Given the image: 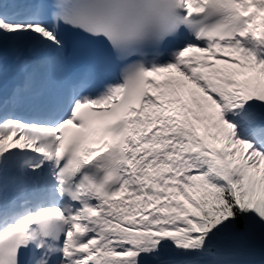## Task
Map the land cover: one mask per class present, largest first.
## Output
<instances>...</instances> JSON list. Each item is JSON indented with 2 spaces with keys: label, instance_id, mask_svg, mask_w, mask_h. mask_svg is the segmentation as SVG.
<instances>
[{
  "label": "snow or ice",
  "instance_id": "obj_1",
  "mask_svg": "<svg viewBox=\"0 0 264 264\" xmlns=\"http://www.w3.org/2000/svg\"><path fill=\"white\" fill-rule=\"evenodd\" d=\"M0 264H264V0H0Z\"/></svg>",
  "mask_w": 264,
  "mask_h": 264
},
{
  "label": "bare ground",
  "instance_id": "obj_2",
  "mask_svg": "<svg viewBox=\"0 0 264 264\" xmlns=\"http://www.w3.org/2000/svg\"><path fill=\"white\" fill-rule=\"evenodd\" d=\"M10 60H12V59H10Z\"/></svg>",
  "mask_w": 264,
  "mask_h": 264
}]
</instances>
